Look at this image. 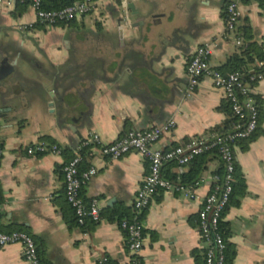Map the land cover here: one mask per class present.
I'll list each match as a JSON object with an SVG mask.
<instances>
[{"label": "crops", "instance_id": "obj_1", "mask_svg": "<svg viewBox=\"0 0 264 264\" xmlns=\"http://www.w3.org/2000/svg\"><path fill=\"white\" fill-rule=\"evenodd\" d=\"M235 1L94 0L93 10L71 25L49 27L37 23L29 5L0 0V231L32 237L43 264H128L120 223L133 215L148 162L136 152L114 161L91 145L81 167L97 173L81 187V197L96 200L105 217L73 229L63 166L93 135L105 146L173 120L155 150L209 137L225 120V98L209 78L190 93L187 62L206 43L213 46L214 69L242 53L240 37L264 47V8L256 0L239 2L236 28L225 30L224 7ZM253 86L262 102L260 134L245 150L235 147L246 189L223 217L236 251L233 264H264V80ZM40 142L57 145L60 154L29 156L28 147ZM215 167L199 178L192 199L173 191L152 196L141 214L143 264H201L198 213L216 182ZM184 172L163 167L165 177ZM113 212L117 218L108 221ZM0 264H24L21 246L0 247Z\"/></svg>", "mask_w": 264, "mask_h": 264}, {"label": "built area", "instance_id": "obj_2", "mask_svg": "<svg viewBox=\"0 0 264 264\" xmlns=\"http://www.w3.org/2000/svg\"><path fill=\"white\" fill-rule=\"evenodd\" d=\"M249 0H237L225 6L224 28L227 32H233L239 20L240 12L238 3ZM20 3L29 5L35 11L37 23L52 27L59 22H67L88 14L93 10L91 0H83L59 11H43L42 0H19ZM236 44L242 46L241 39H236ZM213 46L206 43L198 47L186 65L188 78V89L192 93L199 85L202 78H209L214 88L222 91L224 98L229 101L233 114L239 121L245 119V123L235 124L234 132L223 137H209L192 139L179 146L172 147L165 151L155 150L152 145L157 142L161 135L171 131L175 122L167 121L163 126L149 130H134L123 137L118 138L111 144L101 145L97 135L82 140L76 147L75 157L63 166L65 199L74 210L79 225H84L89 218L93 222L101 220L100 208L96 200H92L89 207H86L80 197L81 187L86 184L97 173L94 167H90L81 175L78 171L80 163L79 153L82 149L91 145L99 146L100 153L111 160H118L123 156L136 152L141 155L149 165V172L143 178L138 188L132 205L133 215L129 220H123L120 228L127 234L128 264H143L141 252L143 248V224L141 214L147 208L152 196L158 191H173L182 194L188 199L194 198L195 189L200 185L199 180L195 188L183 187L172 184L165 180L161 173L163 166L168 162H174L177 166L183 167L189 164L194 158L215 147L221 155L226 166V178L222 188L215 187L204 199L202 208L198 213V232L202 245L204 246V264H225L222 237L218 233V225L222 214L228 205L232 192L233 167L235 161L234 142L240 139H247L258 128L259 115L253 95L254 86H250L241 80L238 72L222 75L217 72L209 63ZM258 68L264 67V60L255 64ZM264 80V75H253L251 82L256 84ZM27 154L52 153L60 154L57 145H49L40 142L28 147ZM0 146V162L2 159ZM2 205L0 203V210ZM18 244L22 249L24 264H40L37 247L32 237L24 232H2L0 231V247ZM98 264H107L106 260L98 261Z\"/></svg>", "mask_w": 264, "mask_h": 264}, {"label": "trees", "instance_id": "obj_3", "mask_svg": "<svg viewBox=\"0 0 264 264\" xmlns=\"http://www.w3.org/2000/svg\"><path fill=\"white\" fill-rule=\"evenodd\" d=\"M82 1L83 0H42L41 9L43 11H59L61 9H64L68 6L74 5L75 3L82 2ZM256 1L259 3V5L262 8H264V0H256ZM91 2L93 3L94 0H91ZM223 18L225 21V7H224V12H223ZM73 21L74 19L67 21V22H59L53 25L52 27H57V26L64 27L67 25H71ZM240 39L243 42V45L241 46L242 53L240 55L234 54L230 56L222 68L215 69V70L221 73L222 75H226V74L233 73V72H238L241 75L242 81H245L250 86H253L256 83L251 82L250 78L253 75L254 76L259 75V74L264 75V67L258 68L255 65L256 62L264 60V47H256L255 44L248 43L249 41L245 37L243 38L240 37ZM253 98L256 102V106L258 109L259 123H261V120L263 118L262 104H261L262 102L259 100L257 95H253ZM221 110L225 114V120L220 125H217L208 131V136L210 140H212L213 137H223L228 134H231L234 132L233 127L235 124L239 123L243 125L245 123V119L239 121L238 118L233 114L231 110V105L229 101H227L226 99L222 105ZM257 131L258 130H256L254 134L251 135L247 139L236 140L234 142V147H240V150H245L248 144L260 134ZM49 145H53V144H49ZM176 146H179V145H176ZM90 148H91L90 146L86 147L82 149V151L79 153L81 160L78 166V171L80 175L84 172V169L81 167V165L83 164L85 160V156ZM212 163L216 164L215 169L212 171V176L216 179V182L212 186V190L215 187L222 188L225 182V178H226V166L221 158V155L217 147L202 153L201 155L194 158L189 164H187L186 166H183L186 168V172L182 174H178V175L172 174L171 177H167V176L165 177L163 175V169H162L161 175L165 180H167L168 182L172 184H176V185H180V186L188 187V188H195L196 184L199 181V178H201L203 173L208 170L209 166ZM169 164L176 165L174 162H168L165 165H169ZM232 175H233L232 192L230 195L228 205L225 208L224 213L222 214V219L220 220L219 225H218V233L222 237L223 243L225 245V249H224L225 264H233L236 251H235L234 246L228 241V238L230 235L229 228H228L227 222L223 221V217L227 209L231 205L237 206L240 203V199L244 196L245 189H246L244 179L239 169V166L237 165L236 159L234 161ZM80 197H81V190H80ZM82 201L86 207H89L91 201L85 202L83 199ZM70 209L72 211L73 217L71 220L67 221V224L71 229L76 228V227L84 228L87 225V223H92V224L98 223V222H93L89 218H87L85 220L84 225H79L77 222V218L75 216L74 210L71 208V206H70ZM100 216H101V219L105 217L104 212L102 210H100ZM116 218H117V213L113 212L109 216H107L106 219L108 221H113ZM124 218H128V217L119 216L118 220L121 221ZM38 256L40 259V264H43L40 258L39 252H38ZM201 264H204V257L202 258Z\"/></svg>", "mask_w": 264, "mask_h": 264}, {"label": "rangeland", "instance_id": "obj_4", "mask_svg": "<svg viewBox=\"0 0 264 264\" xmlns=\"http://www.w3.org/2000/svg\"><path fill=\"white\" fill-rule=\"evenodd\" d=\"M89 19V16L87 17ZM94 20V18H92ZM90 20V19H89ZM91 26V23L87 22L86 23V29H88ZM81 35L84 36V34L80 33L79 36H77V38H81Z\"/></svg>", "mask_w": 264, "mask_h": 264}]
</instances>
